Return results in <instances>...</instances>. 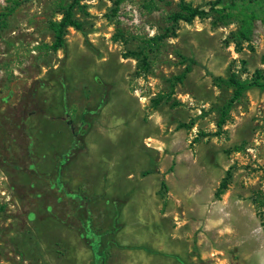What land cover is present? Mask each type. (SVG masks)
Listing matches in <instances>:
<instances>
[{"label": "rangeland", "instance_id": "obj_1", "mask_svg": "<svg viewBox=\"0 0 264 264\" xmlns=\"http://www.w3.org/2000/svg\"><path fill=\"white\" fill-rule=\"evenodd\" d=\"M213 1L81 0L54 51L72 0H0V264H264V89L219 126L218 81L264 77V23L170 19Z\"/></svg>", "mask_w": 264, "mask_h": 264}, {"label": "trees", "instance_id": "obj_2", "mask_svg": "<svg viewBox=\"0 0 264 264\" xmlns=\"http://www.w3.org/2000/svg\"><path fill=\"white\" fill-rule=\"evenodd\" d=\"M80 3L81 0H72L70 4L63 6L61 10V20L50 24V29L53 32L54 38L51 48L54 51H58L66 47V36L69 28H74L80 32L83 31L82 23L75 16L76 8H81ZM210 13L215 14V16L219 19L237 20L240 27L235 36L236 40L248 41L252 34L254 23L258 20H261L264 23V0H215L210 2L209 9L207 11L195 8L190 4L183 3L180 5V11L174 13L170 19L174 24H178L181 21L185 23H192L196 18H203ZM146 57L147 55L145 54L144 59ZM218 81L226 84L232 91L230 100L222 110V117L219 121V126H222L225 123V119L229 114L230 108L236 102L240 101L249 90L253 88L264 89V77L260 72H257L251 80H242L235 73H231L226 80L220 78ZM83 124L84 125L74 136L71 149L62 159L65 163L71 161V158L74 159L83 148V140L86 134L85 127H87L86 123ZM226 189L227 182H223L221 185V192ZM92 247L94 248L93 250L97 256V264H106L107 257L105 251H100L95 245Z\"/></svg>", "mask_w": 264, "mask_h": 264}]
</instances>
